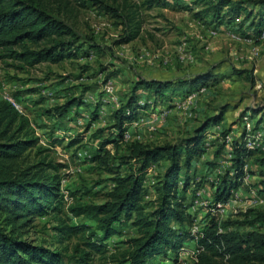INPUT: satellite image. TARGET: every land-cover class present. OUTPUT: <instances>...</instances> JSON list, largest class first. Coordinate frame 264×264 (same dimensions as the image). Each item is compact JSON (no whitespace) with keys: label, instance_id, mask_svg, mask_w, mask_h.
I'll return each mask as SVG.
<instances>
[{"label":"trees","instance_id":"obj_1","mask_svg":"<svg viewBox=\"0 0 264 264\" xmlns=\"http://www.w3.org/2000/svg\"><path fill=\"white\" fill-rule=\"evenodd\" d=\"M72 1L81 4L91 1L111 15L123 16V41L136 38L140 32L139 5L130 0H113L116 5L106 0H0V55L21 61L15 66L23 68L42 61H60L79 53L80 45L75 44L79 36L59 16ZM193 2L200 5L195 15L200 14L201 19L209 15L210 24L216 26L235 21L240 36H248L252 32L258 34L264 27V0ZM142 5L175 6L169 0H143ZM94 50L97 48L90 43L82 52L89 55ZM221 76L207 69L185 79L144 78L133 85L125 101L112 113L111 126L116 131L109 133L91 156L92 160L99 161L106 170L113 172L112 187L101 201L81 199L72 192V200L66 205V210L73 216H82L94 223H69L59 215L64 206L59 177L46 171L47 167L54 165L45 158L23 165L25 152L36 145L38 136L33 134L28 117L20 113L12 102L0 97V264H91L92 252L104 257L108 252V238L119 233L125 224H130L135 234L125 239L123 249L109 253L108 257L114 260V264H151L156 257L175 262L180 247L187 240H194L195 235L196 244L202 249L197 252L195 260L190 259L189 264H264L262 208L249 207L244 212L245 217L252 216L242 221L252 228L246 231L225 229L228 222L220 223L213 213L196 232L193 233L190 228L195 220V210L191 200L186 202L185 194L189 182L193 181V161L205 151V130L223 118L228 103L221 104L216 113L205 116L189 135L177 142L149 146L131 140L126 142L128 154H111L104 149L105 144L121 140L125 122L149 106L147 101L140 100V91L152 96L156 104L162 99H169L170 102L173 93L186 95L197 86L214 85ZM246 76L253 79L251 74ZM86 103L83 97L72 95L54 109L63 115L69 108L77 109ZM98 106L100 102L96 104L91 121L98 117ZM97 130L101 132L105 128ZM79 140L78 135L68 144ZM224 145H216L214 156H219ZM230 150L232 173L227 169L222 175L220 184L213 190L212 201L225 199L230 189L242 182L245 157H255V160L264 162V157L257 155L258 150L245 147L239 140L230 145ZM110 157L118 159L116 166L107 165ZM161 158L167 163L152 183L154 199L146 201V174L152 164ZM130 159H135L136 165L121 173L120 166L129 164ZM253 170L250 169L251 172ZM258 175L259 179L252 185L264 192V168L258 170ZM149 203L153 204L148 207ZM50 211L54 212L57 220V224L52 226L57 242L77 236L70 246L66 243L61 247H52L23 236L36 216ZM224 253L228 254L226 258Z\"/></svg>","mask_w":264,"mask_h":264},{"label":"rangeland","instance_id":"obj_2","mask_svg":"<svg viewBox=\"0 0 264 264\" xmlns=\"http://www.w3.org/2000/svg\"><path fill=\"white\" fill-rule=\"evenodd\" d=\"M106 1L117 4L113 0ZM142 1L130 0L139 5L141 20L138 36L130 41L122 40L125 33L123 16L111 15L91 1L85 4L72 1L59 16L79 36L75 44L80 45V52L71 58L56 62L42 61L23 68L15 66L21 61L0 55V97H11L18 103L20 113L28 117L33 134L38 136L36 145L25 152L23 165L36 163L41 158L54 165L47 167L46 171L58 175L60 191L67 195L63 198L64 206L59 215L69 223H94L82 216H73L66 210V205L72 200V192L81 199L101 201L105 192L112 187L113 172L106 170L99 161L92 160L91 156L99 148L100 142L116 131L111 126L112 113L125 101L133 85L144 78L185 79L207 69L215 73H230V76L215 85H207L201 91L194 89L195 95L185 103L180 101L181 98H171L170 102L169 99L160 100L167 102L170 112L157 122L153 130L147 132L145 126L139 129L142 134L140 141L146 145L177 142L189 135L205 116L216 113L221 104L228 103L229 108L223 113L222 123L205 130L206 148L198 160L199 165L192 168L193 181L189 182L186 190V202L191 200L192 209L195 210V220L190 225L194 233L209 219L214 186L220 184L227 169L231 170L230 174L233 170L231 157L225 158L224 153L218 158L214 156L216 145L228 143L230 146L235 140L240 141L244 111L248 110L256 128L258 122L264 119V110L261 111L264 107V37L253 41L243 36L234 39L230 32L233 23L219 29L215 24H210L209 15L201 19L200 14L195 15L200 5L193 0H169L175 6L168 7H145ZM90 43L97 50L85 55L82 50L87 49ZM249 74L253 75L252 80L246 76ZM108 78L113 81L115 96L109 102L105 100L106 93L102 89ZM257 81L261 83L260 86L256 85ZM144 92H139L140 100L149 103L147 108L155 106L154 98L144 95ZM180 93L183 97V93ZM72 95L83 97L87 103L77 109L71 107L65 114L59 115L54 107ZM97 102H100L98 117L91 121ZM46 109L51 111L47 112ZM100 128L105 130L99 132L97 129ZM78 135V142L68 144L70 139ZM104 149L111 154L129 153L123 140L109 142ZM79 150L86 152L79 156ZM257 153L264 157V149ZM245 161L248 175L241 184L244 194L239 191L234 209H228L218 216L220 223L228 222L225 229H252L248 223H242L252 217H245L244 212L249 207L264 209V192L259 189L251 192L254 187L252 184L259 179L258 170L264 168V162L255 160V157H245ZM117 162L116 157H110L107 165L113 167ZM136 163L135 159H130L129 164L120 166V172L128 171ZM166 163L161 158L148 169L144 182L146 201L154 199L152 183ZM250 169H254L253 172ZM178 186H181V182ZM198 189L202 192L196 198L193 193ZM255 193L258 199L251 201ZM53 215L54 212L50 211L36 216L23 236L52 247H61L66 243L70 246L77 236L57 242L52 227L57 224V220ZM134 234L135 230L130 224L122 225L119 233L108 238V252L104 257L92 252L91 264H114V260L108 257L109 253L123 249L126 246L125 239ZM190 259L183 256L181 260L178 258L172 262L165 257H156L151 264H189Z\"/></svg>","mask_w":264,"mask_h":264},{"label":"built area","instance_id":"obj_3","mask_svg":"<svg viewBox=\"0 0 264 264\" xmlns=\"http://www.w3.org/2000/svg\"><path fill=\"white\" fill-rule=\"evenodd\" d=\"M231 37L234 39H239L242 36H240L237 33H231ZM260 84H257L259 86ZM201 88H196V91H201L205 86L200 85ZM103 91L106 93L105 94V100L107 102L113 100L115 98L113 89V81L111 78H108L102 87ZM195 90L189 91L186 95H184L180 101H183V103L190 101L193 96L195 95ZM10 102L18 109H20V106L18 103L12 99L11 97H7ZM179 102V101H177ZM264 110V107L261 108V111ZM170 112V109L167 106L164 107H159L157 108L156 106L150 107V108H145L142 109L135 118L125 122V127L122 131V137L121 140L124 142L131 141V140H141L142 134L139 131L140 127L145 126V128L150 131L153 130L156 127L157 122L161 121L168 113ZM243 130H242V136L240 141L245 147H248L250 149H255V150H263L264 149V119H261L258 122V127L256 128L254 125V121L252 120L250 113L246 112L243 115ZM80 122L81 119H78ZM85 150H79L77 153L79 156H82L85 154ZM246 167H244L245 170ZM247 173L242 177V180L247 178ZM254 191L255 189H251V192ZM202 190H196L194 192V197H198V194H200ZM65 198L67 195H63ZM253 198L251 201H256L258 199V196H256V193L252 195ZM239 199V189L237 188H231L229 191L228 196L225 199H219L216 201L211 202V213L216 214L217 216H222L226 210L228 209H234L235 207V202ZM222 227L219 226V230H221ZM196 232V231H195ZM197 241V235H195L194 242L195 246L194 247H189L186 244H183L178 252V258L181 260L183 256L185 257H191V259L195 260L196 259V254L197 252L202 249L201 246H198L196 244ZM224 258L228 256L227 253H224Z\"/></svg>","mask_w":264,"mask_h":264},{"label":"crops","instance_id":"obj_4","mask_svg":"<svg viewBox=\"0 0 264 264\" xmlns=\"http://www.w3.org/2000/svg\"><path fill=\"white\" fill-rule=\"evenodd\" d=\"M237 21H239V18L237 19ZM232 24V23H231ZM229 26L230 24L229 23H226V22H222L221 24H219L218 26H217V28H219V29H221V28H223L224 26ZM233 30H231L230 32H233V33H237L238 34V31H237V23H235V22H233ZM243 37H246L248 40H255V39H261V38H263L264 37V27L262 28V30H261V32L260 33H258V34H255V33H250L248 36H243ZM218 75H223V76H221L220 77V79H219V81L217 82V83H219L220 81H222L224 78H227V76H230L231 74L229 73H225V72H218L217 73ZM217 83H215V84H217ZM214 84V85H215ZM257 84H260L261 85V83L259 82V81H257L256 82V85ZM259 85V86H260ZM177 92V91H176ZM178 97H177V96ZM171 98H177V99H180V98H182V95H179V93H173L172 95H171ZM162 101H165V100H163L162 99ZM157 108H159V107H164V106H167V102L166 103H164V102H160V103H157L156 105H155ZM229 108V107H228ZM227 108V109H228ZM246 112H248V110H246V111H244L243 113H246ZM79 119H81V118H79ZM222 123V119L217 123V124H215V126H219L220 124ZM214 126V125H213ZM214 126V127H215ZM212 127V126H211ZM147 131V130H146ZM147 132H149V131H147ZM210 145H212V144H210ZM224 153V157L225 158H230L231 157V150H230V146H229V144L227 143V144H225V146H224V149L221 151V153L219 154V155H221V154H223ZM200 158L201 157H199L198 159H195L194 161H193V165H192V168L193 167H195L196 165H199V161L198 160H200ZM217 158H218V156H217ZM224 161V160H223ZM151 168H152V166H151ZM151 168H149V170L151 169ZM217 168H218V165H217ZM148 170V171H149ZM148 173V172H147ZM191 174H193V173H191ZM211 180H213V182L215 181L213 178L211 179ZM243 182V181H242ZM242 182L236 187L237 189H239V191L242 193V194H244L243 193V191H241V190H243V187L241 186V184H242ZM211 186H212V184H211ZM213 187V186H212ZM216 187V185L214 186V188ZM252 188V187H251ZM252 189H258L257 187H253ZM244 191H245V188H244ZM186 194H187V192H186ZM184 244H186L187 246H189V247H194L195 246V242H194V240H187Z\"/></svg>","mask_w":264,"mask_h":264}]
</instances>
